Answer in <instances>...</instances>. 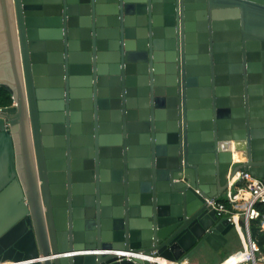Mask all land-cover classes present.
Returning a JSON list of instances; mask_svg holds the SVG:
<instances>
[{
    "label": "water",
    "instance_id": "1",
    "mask_svg": "<svg viewBox=\"0 0 264 264\" xmlns=\"http://www.w3.org/2000/svg\"><path fill=\"white\" fill-rule=\"evenodd\" d=\"M0 88V263L181 262L264 179V0H0Z\"/></svg>",
    "mask_w": 264,
    "mask_h": 264
},
{
    "label": "built area",
    "instance_id": "2",
    "mask_svg": "<svg viewBox=\"0 0 264 264\" xmlns=\"http://www.w3.org/2000/svg\"><path fill=\"white\" fill-rule=\"evenodd\" d=\"M3 107L7 106H0V110ZM238 177L242 179L241 184L235 186L226 194L227 199L234 205L236 210L229 208L219 198L208 201L220 216L227 218L234 225L241 219L244 222L245 246L233 252L220 264H227L226 262L231 258H235V261L229 264H264V254L261 252L258 242L252 237L250 230V222L261 216V212L256 205L264 203V179L248 171L241 172ZM239 204H243V206L239 207ZM118 253L128 257L135 256L142 260H148V264H164L158 257L148 255L142 250L121 251Z\"/></svg>",
    "mask_w": 264,
    "mask_h": 264
},
{
    "label": "crops",
    "instance_id": "3",
    "mask_svg": "<svg viewBox=\"0 0 264 264\" xmlns=\"http://www.w3.org/2000/svg\"><path fill=\"white\" fill-rule=\"evenodd\" d=\"M241 222H243L242 219L236 225H234L233 230H231L228 233L229 240L225 244H222L220 247H218V249H213L209 246H206L202 253L193 254L192 256L184 259L183 261L176 263L178 264L222 263L233 252L245 246L246 238L244 233V225H242ZM262 227L264 228V216H263ZM199 257L209 261L202 263L197 260V258ZM0 264H4V263H0Z\"/></svg>",
    "mask_w": 264,
    "mask_h": 264
},
{
    "label": "trees",
    "instance_id": "4",
    "mask_svg": "<svg viewBox=\"0 0 264 264\" xmlns=\"http://www.w3.org/2000/svg\"><path fill=\"white\" fill-rule=\"evenodd\" d=\"M12 104V98L8 91L0 88V106H9ZM221 202H224L229 208L236 210L234 205L230 203L227 196L219 198ZM243 204H239V207ZM257 208L261 212V216L250 222V230L252 237L258 242L261 252L264 254V228L262 227L263 216H264V203H258Z\"/></svg>",
    "mask_w": 264,
    "mask_h": 264
},
{
    "label": "bare ground",
    "instance_id": "5",
    "mask_svg": "<svg viewBox=\"0 0 264 264\" xmlns=\"http://www.w3.org/2000/svg\"><path fill=\"white\" fill-rule=\"evenodd\" d=\"M235 148H236V154H235V156H236V158H239L241 155V153H242V151H241V148L242 147H244V143H243V141H238V142H236L235 143ZM240 149V150H239ZM159 260L162 262V263H164V264H178V263H176V262H172V261H170V260H167V259H163V258H159ZM235 261V258H231L229 261H227L226 263L227 264H229V263H232V262H234ZM4 264H10V263H4ZM225 264V263H224Z\"/></svg>",
    "mask_w": 264,
    "mask_h": 264
},
{
    "label": "rangeland",
    "instance_id": "6",
    "mask_svg": "<svg viewBox=\"0 0 264 264\" xmlns=\"http://www.w3.org/2000/svg\"><path fill=\"white\" fill-rule=\"evenodd\" d=\"M205 249V248H204ZM208 257V256H207ZM198 261L202 262V263H205V262H208L209 260H204L203 258H197Z\"/></svg>",
    "mask_w": 264,
    "mask_h": 264
}]
</instances>
